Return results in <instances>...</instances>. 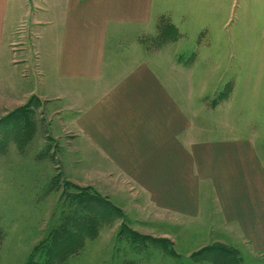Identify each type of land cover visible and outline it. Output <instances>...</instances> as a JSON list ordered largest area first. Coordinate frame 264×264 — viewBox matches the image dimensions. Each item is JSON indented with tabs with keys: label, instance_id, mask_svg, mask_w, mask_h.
Here are the masks:
<instances>
[{
	"label": "rangeland",
	"instance_id": "374dc122",
	"mask_svg": "<svg viewBox=\"0 0 264 264\" xmlns=\"http://www.w3.org/2000/svg\"><path fill=\"white\" fill-rule=\"evenodd\" d=\"M13 6L0 48V121L24 113L0 128V141L16 137L0 146V264H264V248L234 227L156 210L125 177L100 176L102 162L83 163L76 110L41 96L51 72L37 57L39 33L27 4ZM144 33L108 43L115 63L145 62L171 80L197 140L250 137L264 150V0H153ZM71 213L88 224L62 227Z\"/></svg>",
	"mask_w": 264,
	"mask_h": 264
},
{
	"label": "crops",
	"instance_id": "0c3cea01",
	"mask_svg": "<svg viewBox=\"0 0 264 264\" xmlns=\"http://www.w3.org/2000/svg\"><path fill=\"white\" fill-rule=\"evenodd\" d=\"M17 1L0 0V48L7 11L17 10ZM23 1L39 33L37 57L51 72L42 73L41 96L49 93L76 110L73 124L89 153L83 163L102 162L100 176L125 177L156 210L190 221L208 216L214 225L216 218L263 249L264 150L250 137L197 140L201 129L171 80L145 62L126 68L120 65L127 61H114L108 43L145 34L153 0Z\"/></svg>",
	"mask_w": 264,
	"mask_h": 264
},
{
	"label": "trees",
	"instance_id": "16d2710c",
	"mask_svg": "<svg viewBox=\"0 0 264 264\" xmlns=\"http://www.w3.org/2000/svg\"><path fill=\"white\" fill-rule=\"evenodd\" d=\"M24 113V110H22V112L19 110V112L17 111V112H13L12 114H10V115H8L7 117H5V119L4 120H2V121H0V128H1V125L3 124L4 125V123L3 122H8L9 121V119H14L16 122L13 124V125H16V123H18L17 122V117L18 116H22V114ZM7 127V125H5V127L4 128H6ZM13 132V134L16 136V133L18 132H16V133H14L15 131H12ZM11 140H13V141H16V137H15V139H14V137H9V139H7V140H5V141H0V146H1V148H2V146L3 145H6L8 142H10ZM5 143V144H4ZM3 149V148H2ZM1 149V150H2ZM93 204V203H92ZM76 214L75 213H71V214H69V216H67V217H65L64 219V223H63V226L62 227H65V226H68L69 224H73V225H75V227L77 228L78 226H81V225H83L84 223H86V224H88L87 222H84V220L81 218V219H79V217H78V219L77 218H75V221L76 222H73V219H72V217L71 216H75ZM74 228V227H73ZM83 235H85L84 233H83ZM70 242H72V240L70 241ZM0 244H1V239H0ZM65 244V246H64V249L66 250V248H68V250H66V253H72L73 251H74V249H69V244L68 243H64ZM80 245H77L76 247L78 248ZM76 248V249H77ZM211 260H212V258H210Z\"/></svg>",
	"mask_w": 264,
	"mask_h": 264
}]
</instances>
